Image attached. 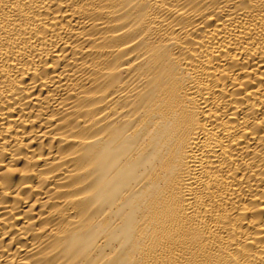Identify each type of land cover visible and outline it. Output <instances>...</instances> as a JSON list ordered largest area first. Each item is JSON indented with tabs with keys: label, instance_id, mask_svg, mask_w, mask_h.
<instances>
[{
	"label": "bare ground",
	"instance_id": "6f19581e",
	"mask_svg": "<svg viewBox=\"0 0 264 264\" xmlns=\"http://www.w3.org/2000/svg\"><path fill=\"white\" fill-rule=\"evenodd\" d=\"M0 264H264V0H0Z\"/></svg>",
	"mask_w": 264,
	"mask_h": 264
}]
</instances>
